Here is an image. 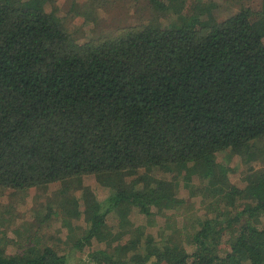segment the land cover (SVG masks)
<instances>
[{
    "label": "trees",
    "instance_id": "obj_1",
    "mask_svg": "<svg viewBox=\"0 0 264 264\" xmlns=\"http://www.w3.org/2000/svg\"><path fill=\"white\" fill-rule=\"evenodd\" d=\"M261 141L264 0L220 21L180 14L83 41L54 0H0V188L58 182L63 216L86 224L73 246L104 244L88 263L264 264V166L239 186L216 160L228 150L249 161ZM87 174L109 189L104 201ZM181 184L205 207L187 236L130 228L133 208L152 219L180 206ZM112 213L127 227L114 230ZM19 245L0 243V264H67L52 245Z\"/></svg>",
    "mask_w": 264,
    "mask_h": 264
},
{
    "label": "rangeland",
    "instance_id": "obj_2",
    "mask_svg": "<svg viewBox=\"0 0 264 264\" xmlns=\"http://www.w3.org/2000/svg\"><path fill=\"white\" fill-rule=\"evenodd\" d=\"M58 14L65 19L69 29L75 33L79 41L90 38L114 37L137 26L150 22L168 26L178 15L199 13L216 21L223 20L236 12L241 5H249L258 9L262 0H162L171 3L172 9L162 11L154 9L148 0H54ZM49 9V8H48ZM259 152L249 161L231 151H222L217 162L228 167V179L239 186L243 185L244 172L248 166H264V141L258 142ZM83 183L91 187L99 201L109 195V189L100 185L95 176H83ZM58 182L46 187H31L25 191L11 188H0V243L6 245L9 253L17 252L20 245L29 239H36L39 244L54 246L66 258L67 264H95L87 262L88 254L96 249L104 248V244L92 241L83 249H77L73 242L81 236L86 226L84 216L65 218L60 210ZM81 191H69V197L81 198ZM178 196L184 201L177 208L156 214L147 219L133 208L127 216L131 229L142 227L146 234L156 241L162 233H171L174 227L181 230L177 234L179 240L188 235L189 229L197 217L203 216L205 207L200 196H191L181 184ZM81 209L83 208L82 201ZM49 210L54 215L44 218ZM56 212V213H55ZM107 223L114 230L124 229L117 224L112 213ZM124 239V238H123Z\"/></svg>",
    "mask_w": 264,
    "mask_h": 264
}]
</instances>
